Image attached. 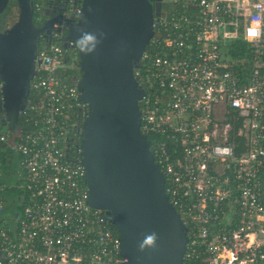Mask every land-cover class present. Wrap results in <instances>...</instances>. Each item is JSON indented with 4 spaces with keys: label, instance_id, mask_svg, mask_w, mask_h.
I'll return each instance as SVG.
<instances>
[{
    "label": "built area",
    "instance_id": "obj_1",
    "mask_svg": "<svg viewBox=\"0 0 264 264\" xmlns=\"http://www.w3.org/2000/svg\"><path fill=\"white\" fill-rule=\"evenodd\" d=\"M257 23L262 34L250 38ZM153 28L134 71L145 88L140 131L154 140L165 193L186 227L182 264H264V0H166ZM233 40L252 47L253 63L235 69L223 53ZM68 58L56 43L36 52V99L23 109L34 123L13 142L0 135L20 154L25 194L10 221L0 214V264L126 261L108 216L88 203L87 106L77 81L60 74Z\"/></svg>",
    "mask_w": 264,
    "mask_h": 264
},
{
    "label": "water",
    "instance_id": "obj_2",
    "mask_svg": "<svg viewBox=\"0 0 264 264\" xmlns=\"http://www.w3.org/2000/svg\"><path fill=\"white\" fill-rule=\"evenodd\" d=\"M9 1L0 0V13ZM15 1L16 20L0 30L1 122L12 132L20 129L17 120L34 73L36 35L43 28L33 24V0ZM159 9L150 0H80L77 22L70 20L67 32L75 40L80 27L100 40L89 55L78 50L77 88L87 106L81 162L88 203L102 209L115 226L123 264H182L187 240L186 227L165 193L164 175L140 131L138 103L144 91L134 71L154 34ZM81 11L87 23L81 22ZM152 232L158 236L156 247L139 251V242Z\"/></svg>",
    "mask_w": 264,
    "mask_h": 264
},
{
    "label": "trees",
    "instance_id": "obj_3",
    "mask_svg": "<svg viewBox=\"0 0 264 264\" xmlns=\"http://www.w3.org/2000/svg\"><path fill=\"white\" fill-rule=\"evenodd\" d=\"M43 1L44 0H33L34 10L37 7L41 9V7L43 6ZM73 2L76 5L80 3V1H77V0H73ZM164 9H166V6ZM39 10H35V12L33 13L34 23L36 20H40L42 18L41 12ZM17 11L18 9H17L16 1L10 0L8 2L7 7L5 8V10L2 11L3 13L0 15V30L10 27V25L13 24V22L16 20V17H17ZM52 43H56L61 48H63L60 42L57 40H53ZM41 45L42 46L44 45L47 48L49 47L46 41H43ZM148 47H149V43L146 45L145 51L148 49ZM224 49H225V52L223 50L224 55L231 56L232 63L235 69L240 68L239 66H240L241 61L243 62L246 60V62L249 65L253 63V58H252L254 56L253 49L249 45L245 44L243 41L233 40L232 43L230 45L228 44L227 47H225ZM62 51L66 55V57H70V53H71L70 49L63 48ZM141 62L142 60L140 59V63ZM79 69L80 68H78V66H65L60 69V74L64 78L65 82H68L71 84L74 82V80H72L73 76H76V77L80 76L81 70ZM135 70H137V68ZM141 86H142V89L144 90L145 88H143V85ZM35 99H36V94L31 89H29L26 102L33 101ZM81 103H84V102L81 101ZM81 117H82V114L80 113L79 119ZM17 123L20 127V131L24 133L26 130L30 129L31 126L33 125L34 117L31 115V112L26 113V112H23L22 110V112L19 114ZM5 132H9V130L7 129L5 125H3L2 122H0V135ZM146 137L149 141V144L151 145V143H153L154 140L151 139V137L148 135ZM7 154L9 155L7 156ZM19 161H20V154L16 152L14 153L13 151L9 150V148L7 147L5 149L4 143L0 142V186L1 185L4 186L6 183L8 184L14 180V175L9 174L8 171L14 169L16 165H17V170H18ZM5 186L6 187H4L3 189H0V202L1 203L3 202L4 205L5 204L10 205L12 203L14 206L10 205L9 209L13 207V209L17 211H21L23 206L22 204L20 205V201H18L19 199L18 197H20V194H21L22 202H23V197L25 196V194L22 192V189L21 188L19 189L18 187H11L9 189V187L7 188V185ZM1 213L5 214L2 211L0 212V214ZM8 220L10 221V218ZM107 220H108L110 227L117 233V230L115 226L113 225V223L110 221L109 216L107 217Z\"/></svg>",
    "mask_w": 264,
    "mask_h": 264
},
{
    "label": "flooded vegetation",
    "instance_id": "obj_4",
    "mask_svg": "<svg viewBox=\"0 0 264 264\" xmlns=\"http://www.w3.org/2000/svg\"><path fill=\"white\" fill-rule=\"evenodd\" d=\"M80 1V0H77ZM152 5L156 6L157 4L159 5V13H163L165 11V6H166V0H150ZM46 0L43 1V6L40 8H36L35 10H39L41 12L42 18L40 20H36L35 23L33 21V24L37 28H42V31L36 35V52L41 48L45 47L44 45L42 46V42L46 41L48 45L52 44L53 40H57L60 42L61 46L64 49H70V57L68 59V65L69 66H78L79 65V57H78V48L74 46V40L68 39L67 37V32H68V26L70 24V20L74 19L75 22H77V14L78 12H74L72 9V6H79L76 5L73 0H51L50 3L46 4ZM33 8H34V3H33ZM80 8V7H79ZM5 10V9H4ZM34 10V12H35ZM80 10V9H79ZM3 13V12H2ZM0 13V15L2 14ZM3 29V28H1ZM155 33V32H154ZM154 35V34H153ZM65 41L68 42V45L66 47L63 46ZM62 48V49H63ZM80 70V69H79ZM81 75V74H80ZM80 77V76H79ZM79 77L73 76L72 80H78ZM30 84V83H29ZM1 86H2V81L0 80V91H1ZM0 97H1V92H0ZM28 102L25 103L27 105ZM4 119V114L3 112H0V122ZM6 125V124H5ZM9 133H11L9 131ZM5 147V146H4ZM6 149V147H5ZM14 152V151H13ZM15 153V152H14ZM17 153V152H16ZM9 154H7L8 156ZM9 174L14 175V180L10 183H6L7 188L9 189L11 187H17L18 182L21 181L22 174H23V169L20 165L19 161V166L17 170V165L14 169L8 171ZM1 185L0 189H3L6 186ZM18 201H20V205L22 204V195L20 194V197H18ZM10 205H13L12 203ZM10 205H4L2 202L1 205V211L5 213V216L10 218L11 213H16L17 210L10 208ZM14 206V205H13Z\"/></svg>",
    "mask_w": 264,
    "mask_h": 264
},
{
    "label": "clouds",
    "instance_id": "obj_5",
    "mask_svg": "<svg viewBox=\"0 0 264 264\" xmlns=\"http://www.w3.org/2000/svg\"><path fill=\"white\" fill-rule=\"evenodd\" d=\"M89 11H91L89 9ZM81 22L87 23V18L84 15L83 11L80 13ZM259 24L257 23L255 27L249 28L250 38H258L262 33L258 30ZM77 32L79 35L76 36L74 40V46L79 49L80 52L85 55H89L95 51L97 44L100 40L97 37V34L84 30L83 28L77 27ZM103 33H100V36L103 37ZM158 239L157 233L152 232L150 234L144 235L142 241L138 244V250L144 251L145 248L154 249L156 247V241Z\"/></svg>",
    "mask_w": 264,
    "mask_h": 264
},
{
    "label": "rangeland",
    "instance_id": "obj_6",
    "mask_svg": "<svg viewBox=\"0 0 264 264\" xmlns=\"http://www.w3.org/2000/svg\"><path fill=\"white\" fill-rule=\"evenodd\" d=\"M15 129H16V128H15ZM10 132H12V131H10ZM18 132H20V129H16V131H15V132L13 131V132H12V135H14V136H15V135H17V134H18ZM12 135H11V141H14V140H15V138H16L17 136H15V138H14V136L12 137ZM19 135H20V133H19ZM19 135H18V136H19ZM13 139H14V140H13Z\"/></svg>",
    "mask_w": 264,
    "mask_h": 264
}]
</instances>
